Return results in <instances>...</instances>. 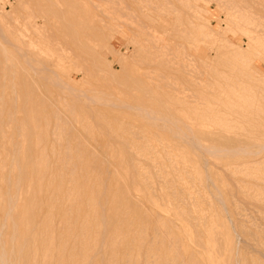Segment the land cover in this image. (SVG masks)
<instances>
[{
    "label": "rangeland",
    "instance_id": "374dc122",
    "mask_svg": "<svg viewBox=\"0 0 264 264\" xmlns=\"http://www.w3.org/2000/svg\"><path fill=\"white\" fill-rule=\"evenodd\" d=\"M53 1L0 0V11L6 28L12 32V41L21 31L15 29L19 28L16 20L21 21L23 15L31 14L41 21L38 20L40 24L43 22L51 34L53 31L58 39L69 42L73 55L54 69L74 89L95 98L105 96L114 103L121 99L132 105L158 109L175 118L179 127L190 128L209 145L230 149L254 146L258 140L264 141V0H60L63 4L70 1V9L65 8L63 15L56 14L58 22L55 15L48 17L49 13L45 11V16L42 11ZM78 2L87 10L73 6ZM125 5V11H118ZM241 6L244 8L242 13L247 8L253 10L250 12H258L247 24L244 19L239 21L238 16H231ZM204 9L211 12L203 16L201 10ZM63 16L83 21L84 29L75 36H66L61 30ZM227 17L231 20L227 21ZM208 23V28H205ZM23 28L27 36L20 38L27 41L31 28L28 24ZM165 42L170 44L167 48L156 45ZM231 43H236V46ZM163 51L169 55L165 63L160 64L158 58ZM177 51L179 55L175 54ZM40 89L48 98L59 96V90L48 83H41ZM84 98L81 97L82 100ZM64 100L68 99L57 102L58 108L63 109L61 101ZM55 109L50 102L39 104V110L50 122L55 120L52 116ZM90 109L80 102L73 111L70 110L74 112L72 115L69 109L63 110L71 117L74 115V130L85 133L89 143L99 147L97 152L100 156L96 160L114 162L130 159L138 163L142 171H151L148 164L152 162L159 163L154 169L158 173L168 172L171 163L178 165L171 172V177H179L172 189L159 177L154 183L156 193L134 189V196L123 201L126 206L122 221L111 223V228L120 234L115 250L117 257L121 258L127 252L135 257L146 231L154 226L149 211L137 208V197L146 203L152 200L156 204L153 208L181 238L180 251L191 254L190 258L196 264H230L232 241L240 247L238 264H264V149L257 155L210 159L208 169L217 185L224 190L227 207L223 210L211 194L212 186L209 184L205 188L206 184L197 174L196 159L189 156L193 153L187 149L186 142L173 137L171 131L153 126L135 110L99 103L91 105ZM18 115L22 118L23 111ZM44 127L47 132L52 130L49 124ZM102 144H108V148L100 150ZM120 149L131 153L125 159L109 157L110 153H119ZM180 154L188 156L180 157ZM115 180L116 176L111 175L106 183L113 185ZM26 182L27 179L22 183L24 196ZM64 190H61L62 198ZM73 192L75 190L68 195ZM90 196L91 191L86 190L84 199ZM44 210L46 212V208ZM62 210L63 205L57 203L54 214L62 215ZM39 211V208L32 211L34 218ZM179 211H186L190 221L177 215ZM89 212L88 206L79 204L80 218ZM47 220L40 222L41 231L47 228ZM37 231L39 233V229ZM77 231L79 228L74 224L65 231L67 247L72 244L70 236ZM157 247L151 242L148 251L154 253ZM163 247L165 255L151 258L156 264L169 263L172 259L183 261L179 255L171 256L170 243H164ZM67 262L80 264V254L69 255ZM98 262L99 257L94 260V263Z\"/></svg>",
    "mask_w": 264,
    "mask_h": 264
},
{
    "label": "bare ground",
    "instance_id": "6f19581e",
    "mask_svg": "<svg viewBox=\"0 0 264 264\" xmlns=\"http://www.w3.org/2000/svg\"><path fill=\"white\" fill-rule=\"evenodd\" d=\"M218 2H221V0H218ZM63 3L60 0L50 2V7L42 10L43 14L46 11L50 15L48 17H55L58 13V15H63L65 8L70 9V1ZM73 6H82L87 10L85 5L81 3ZM249 6L248 4L247 7ZM241 7L234 11L231 16L233 18L238 16L239 21L244 19L243 22L247 24L255 17V11L254 13L250 12L252 9L249 11V8L246 9L245 7L248 11L246 13L245 10L242 13L244 8ZM124 8H126V5L121 6L118 11H122ZM30 10L31 13H34L32 9ZM177 12L179 11L177 10ZM208 12L211 11L201 10L203 16L207 15ZM1 13L0 11V264H68V256L74 253L80 254V264H156L151 258H155L156 255H165L164 243H170L171 256L175 258V255H179L183 258L181 259L183 261L180 262L177 259H172V257V260L165 264H196L195 260L190 258L191 254H183L180 251L181 238L169 227L170 224L162 218L161 214L153 208L156 204L152 200H148L149 203H146L137 197V208L149 211L150 221L154 226L146 231L136 249L135 257H131V252H127L121 258L117 257L115 250L119 243L120 234L117 230L111 228V223L122 221L123 208L126 206L123 201L134 196L132 192L134 189L141 188L147 193H156L157 188L154 183L155 179L159 177L162 178V182L168 184L172 189L179 177H171V172L178 165L171 163L168 172L158 173L154 169L159 163H147L152 170L142 171L138 163L130 161V159L129 161L114 162L107 160L108 158L107 161L105 159L104 161L96 160L99 155L97 152L99 147L90 144L84 135L85 133L74 130V118H72L74 115L71 117L74 112L71 113L70 110L73 111L74 106L80 102L88 109L95 103L123 107L139 112L153 126L171 131L173 137L188 144L187 149L193 153L189 156L196 159L195 169L198 171L197 174L206 184L205 188L209 184L212 186L211 194L223 210H226L225 207H227L225 206L224 190L217 185L212 177L213 173L208 169L210 168V159H220L231 155L243 157L257 155L260 150L264 149V141L258 140L254 146L224 149L202 142L190 128L179 127V123L175 121V118L160 112L158 109L143 105H132L121 99H117L118 103H114L105 96L95 98L86 95L85 92L74 89L68 81L60 78L54 69L57 64H61L73 55L69 42L58 39L53 35V31L51 34L45 28L46 26L42 25L43 22L40 24L39 19L38 22L33 13L32 15L35 17L30 14L28 16L23 15L21 21L15 19L19 26L15 29L21 31L18 38L13 42L11 40L12 32L6 28ZM238 13L241 14L237 15ZM46 14L45 16H47ZM231 16L229 15L232 19ZM62 18L64 23L61 30L66 36H75L81 29H84L83 21L74 18L65 19V16ZM231 19L227 17V21ZM165 20L167 21V18ZM258 20L260 21V19ZM239 21H237L238 24H240ZM222 22L224 23V20ZM27 24L30 26L31 32L30 39L25 41L20 37L27 36L23 28ZM170 24L173 26L172 21ZM170 24L168 28L171 27ZM208 26L209 23L205 28H208ZM177 29L179 28L177 27ZM185 29H182V32ZM231 44L234 47L236 46V43ZM156 45L167 48L170 44L168 45L165 42ZM178 52L175 54L179 55ZM168 55V52L163 51L158 58L159 63H165ZM41 83L55 86L59 90V96L56 98L44 96L43 91L40 89ZM81 97H85V100H82ZM60 99H68L61 102L63 109H66L65 111L69 109L71 115L57 107V102ZM43 102H50L57 109L52 114L54 121L47 120L46 116L39 110V104ZM22 111L24 116L18 118V114ZM91 119H93V116H91ZM45 124L52 126V130L47 132L44 127ZM185 125L189 126L191 124ZM100 148V150L108 148V144H102ZM129 154L128 150L120 149L119 153L114 151L110 153L109 157L124 158ZM209 154L212 155L211 158L208 156ZM187 156L186 154H180V157ZM28 164H30L29 167H27ZM111 175L116 176L113 185L106 183L107 177ZM143 175L147 178L145 179ZM25 179H27L25 183L26 196L23 195L22 190V183ZM146 180H149V182H145ZM62 189H65L63 198L61 197ZM66 190L69 191L68 193L71 190H75V192L68 195ZM86 190L91 191V196L85 200ZM42 191L44 193H41ZM173 193L175 194V192ZM161 196L162 194H160ZM57 203L63 205L62 215L54 214ZM83 203L90 208V212L84 218H80L79 204L83 205ZM157 203L159 204L158 201ZM177 206L179 205L177 204ZM36 208H39L40 211L34 218L32 211ZM44 208H46V212ZM177 215L182 216L185 220L190 218L186 211H179ZM70 216L72 219L68 220ZM45 218H48V226L41 231L40 222ZM73 224L79 228V231L70 236L69 241L72 244L67 247V238L64 233ZM214 238L216 239V237ZM151 242L154 246H158L154 253L148 251V244ZM232 242L229 262L230 264H238L240 258L237 255L240 252V247H238L239 244L236 245ZM97 257H99V262L94 263ZM70 261L74 262V259L70 258Z\"/></svg>",
    "mask_w": 264,
    "mask_h": 264
}]
</instances>
